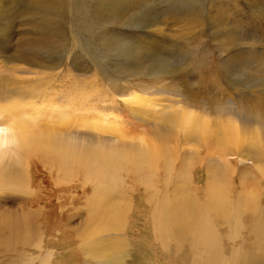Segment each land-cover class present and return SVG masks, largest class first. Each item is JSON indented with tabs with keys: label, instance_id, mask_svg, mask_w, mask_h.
Masks as SVG:
<instances>
[{
	"label": "rangeland",
	"instance_id": "rangeland-1",
	"mask_svg": "<svg viewBox=\"0 0 264 264\" xmlns=\"http://www.w3.org/2000/svg\"><path fill=\"white\" fill-rule=\"evenodd\" d=\"M118 1L0 0V103H31L47 113L53 108L71 121L107 123L127 141L154 132L145 121L151 120L150 108L134 104L136 97L167 104L165 99H177L173 91H181L208 106H228L238 95L248 106L264 105V0ZM257 1L263 6L260 15L254 7ZM150 52L167 62L166 71L149 67ZM72 131L94 143H109L102 139L109 133ZM95 135L102 137L96 141ZM76 190L71 198L70 191L56 192L63 199L47 205L52 215L30 221L18 209L27 208L20 200H2L4 218L19 219L15 226L21 236L29 234L25 243L41 248L6 243V248L0 247V264H10L16 255L9 252L13 248L34 256L46 249L52 254L64 250L53 255L51 264H83L74 246L100 222L93 212L95 194L90 190L83 199L77 186ZM138 199H130L122 224L100 223L104 230L109 224L110 232L101 233L113 235L106 247L121 252L119 264H192L161 246L145 220L147 212L136 213ZM1 230L0 239H5L9 233ZM181 250L185 260L190 247L185 244Z\"/></svg>",
	"mask_w": 264,
	"mask_h": 264
},
{
	"label": "bare ground",
	"instance_id": "bare-ground-1",
	"mask_svg": "<svg viewBox=\"0 0 264 264\" xmlns=\"http://www.w3.org/2000/svg\"><path fill=\"white\" fill-rule=\"evenodd\" d=\"M261 4L254 6L259 15ZM154 53L147 56L149 67L166 71L167 62ZM172 93L180 100L165 99L167 104L155 105L133 98L134 104L150 108L151 120L145 121L154 132L132 141L107 123L71 121L53 108L47 113L43 106L31 103H0V202L20 200L27 206L18 208L22 217L40 219L50 213L47 205L53 199H63L56 192L70 191L71 198L77 186L82 198H88L90 190L95 194L93 212L100 223L109 220L120 225L127 219L130 199L134 202L138 197L137 215L147 212L145 220L161 246L171 248L168 254L183 262L264 264L263 102L248 106L238 95L228 106H208L181 91ZM83 128L114 131L109 140L95 135L94 140L102 137L109 143H94L73 134L72 130ZM4 213H0V230L9 235L0 239V247L8 243L41 248L38 243H25L29 234L22 237L15 226L20 220L4 218ZM100 223L74 247L83 256V264H119L121 252L106 247L113 235L101 233L110 232L109 224L104 230ZM185 244L190 247L188 260L182 257ZM10 251L16 254L10 264H51L53 255L60 256L64 250L52 254L46 249L36 256Z\"/></svg>",
	"mask_w": 264,
	"mask_h": 264
}]
</instances>
